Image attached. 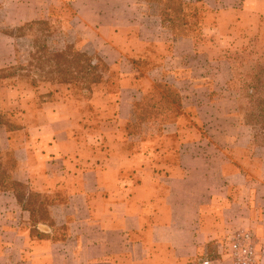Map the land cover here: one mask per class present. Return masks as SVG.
<instances>
[{
  "label": "crops",
  "instance_id": "crops-1",
  "mask_svg": "<svg viewBox=\"0 0 264 264\" xmlns=\"http://www.w3.org/2000/svg\"><path fill=\"white\" fill-rule=\"evenodd\" d=\"M187 1L215 9L218 20L236 14L241 22L233 29L236 37L239 28L250 37L264 36V0ZM145 5L143 0H0V26L57 20L52 14H58L81 38L84 52L124 70L126 92L141 96L148 89L142 85H153L158 73L167 75L184 87L183 115L193 113L196 130L221 132L218 126L206 128L203 118L207 111L218 116V104L227 102L213 96L219 82L204 71L214 65L219 74L227 64L222 48H213L214 59L207 57L210 50L198 48L194 35L173 37L158 16L143 13ZM225 29L219 24L214 33L220 37ZM194 57L203 58L197 81L188 63ZM148 64L135 83L133 76ZM189 86L199 93L187 94ZM131 96L119 98L120 122L129 115ZM51 109L43 113L54 115ZM59 116L55 127L22 126L29 141L1 150L15 163L10 179L25 185L26 195H40L44 215L36 220L12 191H0V264H231L226 245L239 229L255 234L264 264V157L249 153V138H227L223 150L210 143L214 152L208 156L209 142L188 140L191 125L176 123L167 133L175 141L153 138L138 143L134 155L113 151L100 159L83 151L97 143L90 139L82 146L73 137L79 126L63 125Z\"/></svg>",
  "mask_w": 264,
  "mask_h": 264
},
{
  "label": "rangeland",
  "instance_id": "rangeland-1",
  "mask_svg": "<svg viewBox=\"0 0 264 264\" xmlns=\"http://www.w3.org/2000/svg\"><path fill=\"white\" fill-rule=\"evenodd\" d=\"M159 2L160 7L157 4L145 5L143 13L157 17L158 12H161L162 18L171 22L165 23L167 31H170L168 27L172 28L170 26H173L174 32H177L180 27L187 29L190 34L194 35L198 48L203 47L204 50H210L209 54L204 53L207 54V57L214 59L217 56V51L212 53L213 48H222L220 56L222 61H226L227 64L219 69V74L212 70L214 65H210L209 68L206 67L204 71L214 79V82H219V85L215 86L216 91H213V96L221 97L227 102L218 104V116L207 111L203 122L206 128L208 127L210 130L215 126L223 130L210 132L201 127L196 130L193 113L186 112L183 115V104L180 114L174 120H169L173 122L172 124L169 121L158 124L147 120L137 125L131 117L132 106L142 96L150 94L157 83L168 82L177 88L180 94L182 93L180 90L184 92V87L176 85L172 79H168L167 75L159 76L158 73L157 77L155 76L157 81L153 85L149 87L142 85L143 88L148 89L139 96L137 90L128 92L124 90L125 86L121 82V72L124 70L108 67L107 70L102 71L103 79L101 82L88 86L82 78L66 81L49 74L47 65L41 64L35 59L30 61L29 65V54H37L43 44L47 45L50 52L64 51L70 47L72 50L94 60L100 59L84 52L79 42L81 38L73 34L66 21L58 19L59 15L53 13L52 15L57 20H44L46 24L44 26L33 24L23 38H6L0 34V123L8 126V128L1 126L0 129L10 130H7L9 133L0 130V157L4 162L12 164V156L9 151L1 152V150L7 149L8 145L9 148L16 147V145L20 146L24 140L28 139L22 126L51 124L55 127L59 125L57 112H59L61 119L64 118L63 125L68 126L74 123L75 126H79L74 131L73 137L82 146H84L85 141L90 139L97 143V147H91L90 150L87 149L89 148L87 145L85 146L86 150L83 151H86L84 153L86 156L108 159L109 154L113 151L134 155L138 151V143L140 142H149L153 138L161 142L165 140L175 141L167 133L177 123L185 126L191 125V129L188 128L190 132L186 135L188 140L200 139L209 142L205 148L208 156L214 152L210 143L216 144L223 150L227 138L237 141L249 138V153L259 159L264 157V147L252 142L253 133L249 130L250 127L244 124L242 113L239 110L242 102L239 80L249 74L256 65L264 64V36L258 33L250 37L243 28L238 29L242 33L238 35L239 37L232 35L237 26L241 24L240 18L235 14L232 18L227 17V15L221 16L222 20H218L215 16V9H208L200 2L193 3L187 0L172 2L159 0ZM261 23L263 21L259 22L258 26H261ZM219 24H224L226 28L220 37L214 33V29ZM17 27L19 26L12 28L0 26V33L3 31L14 32ZM233 29L235 30L233 31ZM202 60L203 58L194 57L192 61L188 62L189 68L193 67L192 79L195 81L204 69L203 65L200 67ZM150 65H146L145 69L138 70L140 75L135 73L137 74L133 76V79L136 80L135 83L141 80L142 73L149 71ZM196 89L189 86L185 92L196 96L199 93ZM125 94H128L129 97L132 95L134 101L128 117L125 121L120 122L117 105L119 98ZM44 108L46 110L52 108L54 115L48 114L46 116V113H43ZM239 125H245L247 129L239 128ZM229 126H232V131H225ZM21 128L23 131L19 130ZM17 130L20 132H16ZM227 151L231 156L236 153L231 147ZM214 154L218 158L221 157L220 152Z\"/></svg>",
  "mask_w": 264,
  "mask_h": 264
},
{
  "label": "trees",
  "instance_id": "trees-1",
  "mask_svg": "<svg viewBox=\"0 0 264 264\" xmlns=\"http://www.w3.org/2000/svg\"><path fill=\"white\" fill-rule=\"evenodd\" d=\"M143 1L146 5L157 4L160 7L159 0ZM157 16L160 18L161 26L167 29L165 23L171 22L164 20L161 12H158ZM37 21L26 22L17 27L14 32L3 31L2 34L8 38H23L33 24L46 25L44 20ZM170 27L172 28L168 27V29H170L175 38L185 37L190 34L187 29H183L182 27L177 32L173 31V26ZM183 27L185 26L183 25ZM38 51L35 55L33 53L29 54V65L31 63L30 61L35 59L39 63L47 65V72L49 74L66 81L82 78L83 82L89 86L93 83L101 82L103 79L102 71L108 68L102 60H94L80 52L72 50L70 47H67L64 51L50 52L47 45L43 44L41 50ZM239 83V92L242 101L239 110L242 113L243 122L253 132L252 142L264 147V64L256 65L249 74L241 77ZM182 100L183 98L177 88L168 82L161 81L155 85V88L150 94L142 96L137 103L133 104L131 117L137 125L147 120L158 124L169 120L171 121L180 114ZM170 123L172 124L173 122ZM1 126L5 125L0 123ZM5 128H8V126H5ZM11 159L12 164H9L4 162L0 157V191H12L18 202L31 211L32 217L40 220L44 215L42 211L43 201L38 194L30 193L26 195L27 188L25 185L10 179L11 173L15 169L14 160L12 157Z\"/></svg>",
  "mask_w": 264,
  "mask_h": 264
},
{
  "label": "built area",
  "instance_id": "built-area-1",
  "mask_svg": "<svg viewBox=\"0 0 264 264\" xmlns=\"http://www.w3.org/2000/svg\"><path fill=\"white\" fill-rule=\"evenodd\" d=\"M226 253L231 264H260L258 240L251 230L239 229L232 233Z\"/></svg>",
  "mask_w": 264,
  "mask_h": 264
}]
</instances>
